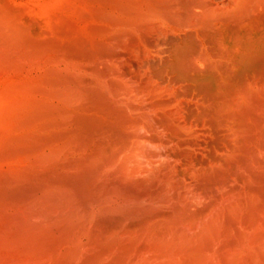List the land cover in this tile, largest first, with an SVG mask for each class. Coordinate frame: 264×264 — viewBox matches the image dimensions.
Segmentation results:
<instances>
[{
    "label": "bare ground",
    "instance_id": "obj_1",
    "mask_svg": "<svg viewBox=\"0 0 264 264\" xmlns=\"http://www.w3.org/2000/svg\"><path fill=\"white\" fill-rule=\"evenodd\" d=\"M0 264H264V0H0Z\"/></svg>",
    "mask_w": 264,
    "mask_h": 264
},
{
    "label": "rangeland",
    "instance_id": "obj_2",
    "mask_svg": "<svg viewBox=\"0 0 264 264\" xmlns=\"http://www.w3.org/2000/svg\"><path fill=\"white\" fill-rule=\"evenodd\" d=\"M169 37H170V36H169ZM175 37L177 38V40H175V41H177V44H178V42H179L178 36H173V37H171L170 39H171V41H172V39L175 38ZM179 38H180V37H179ZM189 38H190V37H189ZM161 39H162V38H161ZM173 40H174V39H173ZM157 41H159V42H157ZM167 41L170 42V40H167ZM167 41H166V40H164V41L162 40V42H160V39H159V40L156 39L155 44H157L156 47H157V49L159 50V51L157 50V52H158L157 54H160L161 57H159L160 55H159V56H158V55H156V56L154 55L155 58L157 57L158 59H154V56H153V57L149 58V59H151V60H149V59H148V60H145V62H147V63L149 62V63H150V64L148 63L149 66L152 67V68H149V69H150L149 71H152V72H150L151 74H150L149 72L146 71L147 74L149 73L148 75H150V76L152 75V78H153V79L155 78L154 80H157V81L159 80V82H161V83L166 82L168 76L165 74V68L163 69L162 66L160 65L161 63H160L159 61H161V60H160L159 58H165V57H166V54H167L166 52H168L167 48L170 46V47H169V49H170V48H172V47H174V46L176 45V44L173 43V42H172L171 45H169L171 42L169 43V42H167ZM175 41H174V42H175ZM163 42H166V43L168 44V47H164L165 43H164V45H163V48L161 47L162 44L159 45L160 43H163ZM158 43H159V44H158ZM167 44H166L165 46H167ZM174 44H175V45H174ZM163 49L166 50V51L163 52ZM165 53H166V54H165ZM162 54L165 55V56L163 57ZM152 59H154V60H152ZM154 61H155V64L153 63ZM185 61H186V57H185V59H184V62H185ZM156 62H158V63H156ZM161 62H162V61H161ZM147 63H144V61H143L142 64H140V65H142L143 68H144V67L146 68V67H149V66H147V65H148ZM143 64H144V65L147 64V65L144 66ZM152 64H154V66H155L154 68H153V65H152ZM160 66H161V67H160ZM134 67H136V68L139 67V68H138L139 70L137 69V70L135 71V70H134V69H135ZM140 67H141V66L135 65V66H132V69H133L135 72H137V71L139 72V71H142V70L145 69V68H144V69H141ZM151 69H152V70H151ZM146 70H147V69H146ZM159 70H160V71H159ZM154 71H156V72H154ZM142 72H145V71H142ZM158 72H159V73H158ZM160 73H161V74H160ZM158 75H159L160 77H159ZM157 76L159 77V79H158ZM161 77H162V78H161ZM169 81H171V80L168 78V81H167V82H169ZM178 89H179V87L176 89V95L178 94L177 96H180V95L185 94L184 91H182V92L180 91L181 88L179 89V92H177ZM184 89H185V87H184L182 90H184ZM185 91L187 92V93H186L187 95L190 94V92L188 91V89L185 90ZM186 94H185V95H186ZM188 111H190V110L187 109V116H188L189 118H191L192 111H190V113H188Z\"/></svg>",
    "mask_w": 264,
    "mask_h": 264
}]
</instances>
